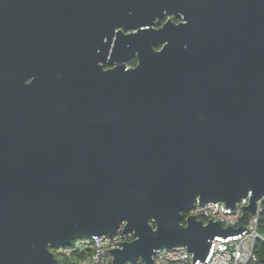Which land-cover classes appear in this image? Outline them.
Segmentation results:
<instances>
[{
	"label": "water",
	"instance_id": "95a60500",
	"mask_svg": "<svg viewBox=\"0 0 264 264\" xmlns=\"http://www.w3.org/2000/svg\"><path fill=\"white\" fill-rule=\"evenodd\" d=\"M246 196L254 215L264 0H0V264H58L51 248L121 223L111 264L179 245L204 261L242 227L183 212Z\"/></svg>",
	"mask_w": 264,
	"mask_h": 264
},
{
	"label": "built area",
	"instance_id": "2783aa9c",
	"mask_svg": "<svg viewBox=\"0 0 264 264\" xmlns=\"http://www.w3.org/2000/svg\"><path fill=\"white\" fill-rule=\"evenodd\" d=\"M264 196L262 197V199ZM261 199V200H262ZM248 204V196L241 198L234 207H228L221 201L204 204L195 203L194 207L183 212V222L188 216H194L206 223L208 220L219 221L224 227H242V231L236 235L227 237L214 236L211 240L209 252L204 261L197 260L193 263V255L185 246L179 245L171 248L158 249L153 256L154 264H246L250 260H256L254 244L261 235L257 231V221L260 212L261 201H258L256 213L246 221H242L245 211L242 206ZM124 223L111 235L100 234L89 237L76 238L70 245L51 248L50 251L58 260V264H71V255L74 252L90 250V255L76 264H111V249L119 248L124 242L134 239L132 231H123ZM144 264L142 261H137ZM125 262L123 264H135Z\"/></svg>",
	"mask_w": 264,
	"mask_h": 264
},
{
	"label": "trees",
	"instance_id": "16d2710c",
	"mask_svg": "<svg viewBox=\"0 0 264 264\" xmlns=\"http://www.w3.org/2000/svg\"><path fill=\"white\" fill-rule=\"evenodd\" d=\"M134 64V62H132ZM250 213L245 211L242 215V221H246L250 218ZM257 231L261 235V239H257L254 244V251L256 253V260H250L246 264H264V198L261 200L260 212L257 221ZM90 255V250H85L83 252H74L71 255V260L79 261L84 259L86 256ZM135 264H142L136 262Z\"/></svg>",
	"mask_w": 264,
	"mask_h": 264
},
{
	"label": "flooded vegetation",
	"instance_id": "af4514ba",
	"mask_svg": "<svg viewBox=\"0 0 264 264\" xmlns=\"http://www.w3.org/2000/svg\"><path fill=\"white\" fill-rule=\"evenodd\" d=\"M168 18H172V20L174 22H176V23H178V22L181 21V18L180 17L179 18H176V17H171V16H164V17L158 19V22L155 25V27H160L161 25H163ZM106 40H107V37H104V42H106ZM54 42L53 41H49L48 42V46L50 47ZM97 43H99V42H97ZM102 46H103V49H107V51H106L105 54H99V53H97L98 54V58H99L97 60V64L98 65H101V67H102L103 70L112 69V68L115 67V63H116L115 58H114V56L112 54L113 53L114 40H109L107 42V45H102ZM159 47H157V49ZM132 62H134V64H132ZM136 64H137V58H136V56L130 58L126 62V65L129 68H132V67L136 66ZM26 81L27 82H30L31 81V78H28Z\"/></svg>",
	"mask_w": 264,
	"mask_h": 264
}]
</instances>
